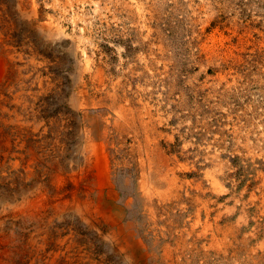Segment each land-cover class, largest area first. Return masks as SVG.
Listing matches in <instances>:
<instances>
[{
    "label": "rangeland",
    "instance_id": "obj_1",
    "mask_svg": "<svg viewBox=\"0 0 264 264\" xmlns=\"http://www.w3.org/2000/svg\"><path fill=\"white\" fill-rule=\"evenodd\" d=\"M39 4L44 13L56 9L48 14L63 26L64 38L46 39L27 29L15 14L11 17L19 27L9 34L10 42L19 48V52L27 58L37 54L36 60L47 64L48 77L53 82L41 96L38 93L29 96L38 95L35 107L44 121L42 129L46 128L47 142L41 147L47 162L53 164L47 168V175L69 172L81 156L79 149L83 138L80 130L85 126V118L83 113L74 112L71 102L80 86L77 75L82 60L89 58L92 74L84 78L90 108L86 111L92 110L95 115L91 123L93 137L97 141L102 136L106 138L111 186L119 193L123 189L136 207L134 197L139 202L142 199V174L149 173L148 181L152 186L169 194L166 203L159 205L161 200L154 198L150 204L156 207L158 225L172 234L184 230L185 220L194 219V209L190 207L202 189L206 192L203 199L213 209L211 217L219 220L221 247L234 255L227 261L214 263L264 264V0H135V3L131 0H39ZM35 90L37 88L33 87L32 92ZM32 141V138L28 139V142ZM151 158L155 159L152 161ZM150 161L154 165L153 171L147 167ZM41 165L44 162L36 171L40 172L38 167ZM91 170L78 184L66 178L57 194L70 199L78 188L82 199L88 197L93 201L96 195L100 201L97 180L100 176L92 167ZM166 171L177 179L176 188L162 177V172ZM208 172L219 182V187L214 186ZM131 179L132 183L129 182ZM127 183L133 187L130 193L125 187ZM25 186L19 178H14L13 182L0 181V202L19 196ZM111 186L102 183L107 204ZM88 187L93 190L89 196ZM113 202L124 205L119 197ZM117 214L120 218L121 213ZM136 214L140 219L141 215ZM53 223L51 238L59 235V229L67 230L71 226L80 247L92 252L94 260L101 264H126L116 255L119 245L109 240L112 226L105 223L92 227L70 211L54 219ZM15 225L22 233L23 224ZM6 226L8 230L13 225L7 223ZM26 228L32 230L27 225ZM124 232L128 233V229ZM19 236L23 239V235ZM51 245L48 243V247ZM204 247L211 248L208 243ZM31 255L22 249L14 264H30Z\"/></svg>",
    "mask_w": 264,
    "mask_h": 264
},
{
    "label": "bare ground",
    "instance_id": "obj_2",
    "mask_svg": "<svg viewBox=\"0 0 264 264\" xmlns=\"http://www.w3.org/2000/svg\"><path fill=\"white\" fill-rule=\"evenodd\" d=\"M63 1L69 2L70 0H63ZM131 1H132V3H135V0H131ZM65 4H67V3H65ZM108 5H110V4H108ZM62 7H64V5ZM85 10H86V8H85ZM139 10H141V9H139ZM46 11H48V12L47 13L43 12L42 7L39 4V0H0V181L1 182H7V181L13 182L14 178H19V180L22 181L24 186L28 185V186H25L23 188V190H21V192L19 193V196H17V195L15 197L12 196L9 200H6L4 202H2V201L0 202V245L2 246V249L0 250V264H14V261H15L17 254L22 249H25V251L32 254L31 255L32 259H30L31 260L30 264H101L100 261L94 260V258L91 255L92 252L90 253L88 250L86 251L84 248L80 247V245L78 244L79 239L77 240L76 234L73 231L71 226L68 227L67 230L59 229V231H58L59 235L51 238L52 237L51 229H53V227L55 226V223H53L54 219H59L60 217H62V215L66 211L73 212V215L78 217L82 222H85V223L91 225L92 227L95 224H98L99 226H101L105 223L107 225L112 226V227H110L111 232L109 234V236H110L109 240H110V242L113 240V242H116V244L119 245L116 255L119 256L121 259H123L126 264H215L214 262H216V261L223 262V261H227L229 257H231V258L234 257L233 254H229V252L226 253L227 249H225V251H224L223 248L221 247V240L219 238V232L221 231V229L219 228V220L217 218L211 217V212L213 211V209L211 210L209 208V205L206 203V200L203 199L206 196V192L203 191L202 189L198 193L197 198H195L194 204H192V206L190 207V208L194 209V211H192L194 219H192V221H190V222L188 220H185L184 230H181V232L179 234H172V233H169L166 229L161 228L158 225L157 218H156L158 213L156 211V207H154L150 204L151 200L155 201L154 198H158L161 200L159 205L166 203L169 194L164 192V190L155 187V185H154V187L156 189L152 186L153 184H151L148 181V178H150V176H151V175H149V173L148 174L147 173L142 174V180L140 181L141 197L139 195V197L142 199H141V202H139L134 197V200L136 202V207H134L135 206L134 202H132L128 198L127 194L123 192V189H122V192L119 193L118 191L115 190V186H111L112 180L110 181V178H109L110 177V167L108 164L109 163L108 162L109 161V155L105 151L106 150V142H105L106 138L102 136L101 140L97 141L93 137L94 136L93 135V128L94 127L91 126V123H92L93 117L95 115L93 116L92 110L90 112L86 111V109L89 108L88 107V101L86 100V94H87L88 89L86 90L84 78L86 75L92 74V67H91L92 65L89 63V58H87L88 60H85L86 58L84 60H82L84 62L81 63L79 73L77 72L78 73L77 81L79 82L78 84H80V86H79V89L77 91L76 96L73 98V100L71 102L74 112L83 113V115H84L83 118H85V121H84L85 126L80 130L81 136L83 138V142L81 143V146L79 149L81 156H80L79 160L76 162L75 166L74 165L72 167L70 166L71 169L69 170V172H67L65 174H62V173L59 174L57 172L53 173V174L48 173V175H47V168H49V167L51 168L53 166V164L47 162V160L45 159L46 153L42 150V147H41L42 145L44 146L45 143L47 142L46 137H45L46 128L42 129V126L44 125V121H43V119H41L40 113L36 109L35 105H36L37 96L38 95L41 96L43 93L47 92V90H49L53 86V82L50 79V77H48L47 64L42 62V61L36 60L35 57L38 56L37 54L32 53L34 55L27 58V56H25L23 54V52H21V51L19 52L18 51L19 48L17 49L10 42L11 37L9 34L11 31L14 30V28L16 26H18L15 23L16 20L14 21L11 17L12 15L15 14L19 17V19H17V20H19L21 23H23L25 25V27H27V29L33 30V31L41 34L42 36L46 37V39L50 38L52 40H62L64 38L63 26L60 25L58 19H55L53 15L48 14V13L56 12V9L52 8V9H48ZM138 14H140V13H138ZM83 17H85V16H83ZM146 17H148V16L146 15ZM68 18H70V17H68ZM155 18H156V16H155ZM62 20H64V19H62ZM62 20L60 22H62ZM130 20H131V18H130ZM132 27H135V26H132ZM136 31H138V30H136ZM149 33H150V31H149ZM28 35H30V34H28ZM91 35H90V37H91ZM150 35H152V34L150 33ZM140 39H141V37H140ZM46 42H49V40ZM90 45L92 46V44H90ZM162 46H164V45H162ZM27 47H29V46H27ZM45 52H47V51H45ZM50 52H52V51H50ZM87 53H89V52H87ZM67 54H68V52H67ZM59 57H60V55H59ZM80 57H82V55ZM155 58H157V57L155 56ZM65 60H67V59H65ZM55 64H56V61H55ZM153 68H155V67H153ZM131 71H133V70H131ZM44 73H46V76H44ZM95 74H96L97 78H99L98 74L97 73H95ZM114 77H116V76H114ZM57 79H59V78H57ZM157 81H158V79H157ZM35 84H37V86ZM33 87L37 88V90H35L34 92H32ZM107 89H108V87H107ZM104 90H105V88H104ZM35 93H38V95L36 97H34V96H33L34 98L29 97V96H31V94L34 95ZM56 94H58V93H56ZM140 97H142V95ZM120 101H121V99H120ZM149 101H150V99H149ZM147 105H148V103H147ZM124 107L125 106H123V109H124ZM45 108H46V106H45ZM98 108H100V107H98ZM127 108H128V105H127ZM62 109H63V107H62ZM147 109H149V108H147ZM167 109H169V108H167ZM121 111H123V110H121ZM122 113H120V114H122ZM116 115L117 114H115V116ZM123 115L125 116V114H123ZM124 116H123V118L126 119ZM70 119H72V118H70ZM136 119H138V118H136ZM130 122H129V124H130ZM174 122H176V121H174ZM176 123H178V122H176ZM100 124H102V123H100ZM143 124H145V122H143ZM146 124H148V123H146ZM181 125H179V126H181ZM121 126H122V123H121ZM69 127H70V125H69ZM140 127L141 126H139V128ZM147 127H145V128H147ZM171 128H172V126H171ZM150 129H152V127ZM113 131H114V128H113ZM117 131H119V130H117ZM120 131H122V129ZM178 132H176V133H178ZM62 133H63V131H62ZM104 133H105V131H104ZM138 133H140V132H138ZM202 134H204V133H202ZM55 136H56V134H55ZM70 136H71V134H70ZM119 136H121V134ZM184 136H185V134H184ZM30 138L33 139L32 142H28V139H30ZM154 138H155V136H154ZM154 141H156V140H154ZM148 143H150V141ZM140 144H139V146H140ZM145 146H147V145H145ZM130 147L131 146H129V148ZM135 149H136V147H135ZM171 149H172V147H171ZM118 150H120V149H118ZM157 151H158V148H157ZM207 151H208V149H207ZM158 156H159V154H158ZM213 156H215V155H213ZM137 157L140 158V156H137ZM142 158H143V156H142ZM153 159H155V158H153ZM153 159H152V161H153ZM166 160H167V158H166ZM43 162H44V165L46 164V167H44V165L43 166L41 165V167H38L40 169V172L36 171L37 166L39 164H42ZM145 163L146 162H144V164ZM145 166H146V164H145ZM187 166L188 165H186V167ZM58 167H61V166H58ZM91 167L93 169H95L96 172L99 173V174L98 173L97 174L100 176V177H98V178H100V181L97 178L98 183H99V185L98 184L97 185L100 189V191H98V193H99V196H101L100 201H98L99 197H97L96 195L94 196L93 201L91 199L88 200V197H87V199H85V198L82 199L80 197L81 195H79L80 192H79L78 188L72 192L70 199H67V198L64 199L63 197H61L62 195L59 196V194H57V191L59 189H61L66 178L73 180V182L75 184H78L83 179L84 176H86L92 172ZM147 167H148L149 171L154 170V165L151 163V161L148 162ZM53 170H55V168ZM159 170L161 172L162 169L159 168ZM204 172H206V171H204ZM167 173H168L167 171H166V173L162 172V177L164 178L165 182L167 181L169 183V185L175 186V182L177 179L175 180L174 176L172 177L171 174H167ZM208 173H209L208 174L209 177L213 176L210 174V172H208ZM127 175H128V173H127ZM227 175H228V173H227ZM179 177H180V175H179ZM188 177H190V176H188ZM211 179H212V183L214 184V186L219 187V185H220V184L218 185L219 182L216 179H214L213 177ZM129 182L132 183V179ZM102 183L108 187L111 186V190L108 193V199L110 201L108 204L106 203V201L104 202V196H103L104 188H103V192H102ZM176 186H175V188H176ZM125 187H126L127 191H129V193L131 191L130 189L133 188L132 186L130 187L128 185V183L125 184ZM92 191L93 190L90 187H88L87 188V195L88 196L91 195ZM139 193H140V191H139ZM67 197H68V195H67ZM118 197L123 200L124 205H119V203L113 202V200H116V198L118 199ZM146 200H147V202H146ZM157 202H158V200H157ZM187 208L188 207H186V209ZM121 210H123L124 213H122ZM117 213H121L120 218L117 217L118 216ZM136 213H139L141 215V217L139 216L140 219L138 218ZM220 218H222V217H220ZM123 220H125L124 223H123ZM18 222L23 224L21 226L22 227L21 228L22 233L20 232V229H18L15 225ZM119 222H121L122 224H119ZM7 223L13 225L8 230H7L8 226H6ZM26 225L31 227L32 230L31 231L28 230L26 228ZM96 228H97V226H96ZM125 229L126 230L128 229V233L124 232ZM62 232L64 233L63 236L61 235ZM97 232L100 233V231H97ZM19 235H23V239H21ZM48 243H52V245L50 247H48ZM206 243H208L210 245V247H211L210 249H206L204 247L206 245ZM222 245H223V243H222ZM106 259H108V258H106Z\"/></svg>",
    "mask_w": 264,
    "mask_h": 264
}]
</instances>
